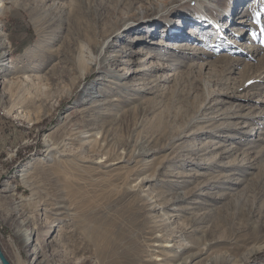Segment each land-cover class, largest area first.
Listing matches in <instances>:
<instances>
[{"label":"rangeland","instance_id":"obj_1","mask_svg":"<svg viewBox=\"0 0 264 264\" xmlns=\"http://www.w3.org/2000/svg\"><path fill=\"white\" fill-rule=\"evenodd\" d=\"M3 2L5 60L24 66L11 85L0 75L2 248L32 264L16 232L25 212L47 242L43 264H155L159 230L203 247L188 264H264V0ZM152 10L178 27L148 21ZM107 40L126 79L100 69ZM94 94L115 100L87 109ZM143 176L156 209L139 195Z\"/></svg>","mask_w":264,"mask_h":264},{"label":"bare ground","instance_id":"obj_2","mask_svg":"<svg viewBox=\"0 0 264 264\" xmlns=\"http://www.w3.org/2000/svg\"><path fill=\"white\" fill-rule=\"evenodd\" d=\"M15 6L21 7L20 5H17V4H15ZM7 8L5 6V2H3V0H0V75L2 76L1 78H3L2 81H1V84L3 86L4 85H8V84H10V85L13 84L15 82V78H14V76H11V75H13V72H15V71H19V72L23 71L22 68L24 66V64H21V62L23 60H22V57H20V58H18L16 60L17 61L16 64H15L16 67L13 70L9 69L12 66L10 64L11 60L9 58H7V56H9V53H11L10 52L11 51L10 48L12 46V42H11V38L9 37V35H7L6 32H5L4 25L1 23L2 19L5 17L6 12L8 10ZM231 8H233V6H231ZM144 12H146V11H141V12H139V14L133 15V16H137V15H139V16L135 17L131 22H128L126 20L127 22L124 25H119L114 31L116 33V37H120L121 36V32L123 30H126L125 29L126 27H128V26L132 27V25L134 23H140V21L142 20V15L141 14L144 13ZM197 14L199 15V17L202 18V21H203V19H205L207 17V15L204 13V11L202 9L197 10ZM157 16L160 17V18H158ZM170 17H171L170 15H165V14L160 15V11H156V10H152V12L150 14H148V16H147L148 21H151L152 19L153 20L159 19L165 25H167L170 29H172V28L176 29L178 27V24L176 23L175 19H172ZM212 19L216 23L221 24L222 19L219 18L218 16H212ZM224 25H225V27L229 26L230 25L229 21H226ZM201 27H203V28L201 29L200 32H204L205 31L204 25L201 26ZM191 28H193V27H191ZM190 32H192V31H190ZM190 32H189V34H190ZM196 32L197 31H195L193 33L196 34ZM138 37H140V36H138ZM142 37H145V36H142ZM197 39L200 40L201 38H197ZM105 45H107L108 47L113 46L111 44L110 40H107V42L105 41V44L102 46V49L105 47ZM104 49H103V51L101 53V62L103 63V66L100 69L102 71L109 72L110 76L114 77L117 81L118 80L121 81L123 79H126V72H125L126 67H119V68L114 67V65H116V63H117L118 58L123 54L122 51L119 50V51H117V53L115 52L116 53L115 55H112V54L109 55L111 57L110 58L109 56H106L104 54ZM83 50H84V48H83ZM30 52H31V50L26 52L25 55H28V53H30ZM151 56H153V55L149 54V57H151ZM5 59H9L10 61L7 62ZM127 60H129V58H127ZM108 63H110L111 67H105V66H107L106 64H108ZM126 63L129 64L130 62L127 61ZM129 70L132 73L131 74L132 76L130 75L131 79H136L138 73H140V71H142L140 68H137V69H132L131 68ZM24 78H25L24 80L26 82H33L35 79H37L35 76H32L30 74H28V75L24 74ZM107 81L114 82V80H112V79L107 80ZM122 84H123V82H122ZM130 85H131V83H130ZM104 96H105V94H96V95L94 94V95H92V97L90 99L91 102H90L89 105H87L86 108L87 109L88 108L89 109H94L96 107H101L104 104H107L108 102L115 100V99L105 100ZM8 111L10 112V109H8ZM107 156H108V152H103L102 154L100 153V154L96 155L95 157H93L92 160H93V162L95 164H98V165L99 164L100 165L104 164L105 165V160L107 159ZM121 159L120 160H115V161L113 160L112 164L119 163L121 161ZM30 167H31V165L27 166L26 168L24 167L23 171H26V172H23L21 174L22 176H24L23 178L25 179L24 180L25 182L28 181V176L31 173L30 170H29ZM198 175L199 174H197V176ZM149 181H150V178L148 176H143L141 178L142 188L140 189L139 195L146 202H148L147 205L149 206V209H156V208H158L159 203L154 202L155 200H152L151 202L149 201V194H150L149 185H148ZM200 185H204V187H205L206 184L205 183H201ZM9 188L10 187H8L7 185L5 187H3V188L1 187L0 188V196L3 193H8V192L10 193L11 190H9ZM202 191H203L202 186H200V192H202ZM4 196H6V195H4ZM178 200H179V198H176V201H178ZM22 207H23L22 204L15 205V209H18V210L21 209ZM60 207H64V206H60ZM40 209L46 211V208H40ZM51 209L54 210L55 207H52ZM173 209L174 210H179L178 208H173ZM186 209H188V208H186ZM63 211H65V210H63ZM17 212H19V211H17ZM20 213H22V211H20ZM166 214L162 215V216H164L165 220H167L165 218ZM23 215H24L23 216V220L21 221L22 226L20 228L18 226V231H16L17 235H19L20 244L23 247H27V246L33 245V250L31 252L33 254V261L31 263L32 264H43L45 262L44 250L46 248L45 245H47V242L46 241L44 243L40 242L38 233L36 231L35 232L29 231V228H27V227L31 226L32 222L29 220V218L25 217L26 216L25 212H24ZM167 222L170 223L171 221L167 220ZM171 235H174V234H171ZM163 236L164 235H163V231L162 230H159V232L156 233V236H155L157 238V240L153 243L154 244L153 247H155L154 255H152L150 257V259L152 261H154L155 264H188V263L192 262L193 259H195L196 256H198L201 253H203L201 251V249L203 247H201V245H199L196 241H193V243H191V244L183 245V244H181L179 242V240H175V238L168 237L169 239L166 240ZM56 239H57V237H55V235H54V237H52V239L49 240V243H53V244L55 243L56 244ZM196 244H198V245H196ZM191 247H194L195 250L191 251V249H190V250H188L189 252L187 254L183 253L184 250L189 249ZM176 248L179 249V250L175 251ZM2 251H3L4 255L9 259L11 264H28L26 262L24 256L21 254V252H20V250L18 248L15 249L14 253L12 254V256L9 255V252L6 251L4 248H2ZM222 261H224V260H221V262ZM215 262H217V261H215ZM0 264H2L1 260H0ZM209 264H211V262H209Z\"/></svg>","mask_w":264,"mask_h":264},{"label":"water","instance_id":"obj_3","mask_svg":"<svg viewBox=\"0 0 264 264\" xmlns=\"http://www.w3.org/2000/svg\"><path fill=\"white\" fill-rule=\"evenodd\" d=\"M0 260H1L2 264H11V262L9 261V259L4 255V253L2 251L1 244H0Z\"/></svg>","mask_w":264,"mask_h":264},{"label":"built area","instance_id":"obj_4","mask_svg":"<svg viewBox=\"0 0 264 264\" xmlns=\"http://www.w3.org/2000/svg\"><path fill=\"white\" fill-rule=\"evenodd\" d=\"M1 118H2V116L0 117V122H1Z\"/></svg>","mask_w":264,"mask_h":264},{"label":"trees","instance_id":"obj_5","mask_svg":"<svg viewBox=\"0 0 264 264\" xmlns=\"http://www.w3.org/2000/svg\"><path fill=\"white\" fill-rule=\"evenodd\" d=\"M264 256V255H263Z\"/></svg>","mask_w":264,"mask_h":264}]
</instances>
